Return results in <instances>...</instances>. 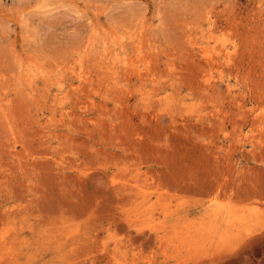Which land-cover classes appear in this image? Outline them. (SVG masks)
Masks as SVG:
<instances>
[{"label": "rangeland", "instance_id": "1", "mask_svg": "<svg viewBox=\"0 0 264 264\" xmlns=\"http://www.w3.org/2000/svg\"><path fill=\"white\" fill-rule=\"evenodd\" d=\"M0 264H264V0H0Z\"/></svg>", "mask_w": 264, "mask_h": 264}]
</instances>
